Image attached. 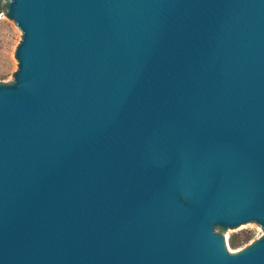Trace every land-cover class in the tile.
Wrapping results in <instances>:
<instances>
[{
  "label": "water",
  "instance_id": "95a60500",
  "mask_svg": "<svg viewBox=\"0 0 264 264\" xmlns=\"http://www.w3.org/2000/svg\"><path fill=\"white\" fill-rule=\"evenodd\" d=\"M0 264H264V0H0Z\"/></svg>",
  "mask_w": 264,
  "mask_h": 264
},
{
  "label": "rangeland",
  "instance_id": "374dc122",
  "mask_svg": "<svg viewBox=\"0 0 264 264\" xmlns=\"http://www.w3.org/2000/svg\"><path fill=\"white\" fill-rule=\"evenodd\" d=\"M22 30L7 14H0V81L6 82L18 69L15 52L22 40ZM227 246L230 251L241 249L244 245L264 235V229L257 222H249L237 228L225 231ZM235 244H231V240Z\"/></svg>",
  "mask_w": 264,
  "mask_h": 264
},
{
  "label": "trees",
  "instance_id": "16d2710c",
  "mask_svg": "<svg viewBox=\"0 0 264 264\" xmlns=\"http://www.w3.org/2000/svg\"><path fill=\"white\" fill-rule=\"evenodd\" d=\"M231 244H232V245L235 244V240H234V239L231 240Z\"/></svg>",
  "mask_w": 264,
  "mask_h": 264
}]
</instances>
